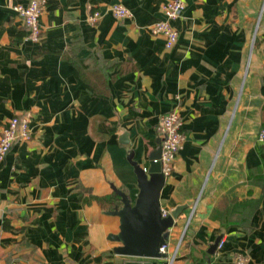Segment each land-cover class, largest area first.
I'll list each match as a JSON object with an SVG mask.
<instances>
[{
	"label": "crops",
	"instance_id": "0c3cea01",
	"mask_svg": "<svg viewBox=\"0 0 264 264\" xmlns=\"http://www.w3.org/2000/svg\"><path fill=\"white\" fill-rule=\"evenodd\" d=\"M165 1L44 0L32 41L13 10L29 0H0V134L30 118V138L0 160V264L145 261L114 253L119 219L106 211L118 201L98 199L119 188L134 200L128 155L148 165L172 109L183 140L161 210L189 202L170 230L172 264H264V0H185L171 48L150 30Z\"/></svg>",
	"mask_w": 264,
	"mask_h": 264
},
{
	"label": "water",
	"instance_id": "95a60500",
	"mask_svg": "<svg viewBox=\"0 0 264 264\" xmlns=\"http://www.w3.org/2000/svg\"><path fill=\"white\" fill-rule=\"evenodd\" d=\"M158 147L148 156V165L141 166L133 160V152L128 160L136 176L137 194L130 199L125 191L113 188L118 196V203L108 214L116 215L119 219L118 231L108 236L116 242L113 251L117 255L132 258H142L145 261L128 260L125 264H153L152 259L163 257L159 251L161 245L169 239L170 230L176 219L188 203L177 205L164 214L160 205V191L165 183L159 161L161 155L160 138ZM146 168V170L144 169Z\"/></svg>",
	"mask_w": 264,
	"mask_h": 264
},
{
	"label": "built area",
	"instance_id": "2783aa9c",
	"mask_svg": "<svg viewBox=\"0 0 264 264\" xmlns=\"http://www.w3.org/2000/svg\"><path fill=\"white\" fill-rule=\"evenodd\" d=\"M185 0H166L162 6V17L150 26L153 34H158L163 38L164 47L171 48L177 41L178 31L173 26L172 21L182 15ZM44 8V0H29L27 4H16L13 10L22 19L23 25L27 30V38L32 41H38L42 28L40 17ZM112 14L118 18L127 17L129 10L118 3L110 6ZM100 11L95 10L90 14L89 19L92 22L97 21L100 17ZM29 115H16L9 118L8 122L3 126L0 134V160L3 159L5 153L11 145L18 140H28L30 138ZM156 133L160 138L161 155L159 158L161 171L164 176H169L174 170V163L178 150L183 140L182 120L177 109L169 110L160 115L156 124ZM259 141L264 142V129L258 134ZM146 170V168H144ZM194 206V205H193ZM224 239L221 238L217 243L218 253L223 247ZM159 251L165 256L158 264H172L174 253L168 255V240L160 246ZM239 264L244 261L239 259Z\"/></svg>",
	"mask_w": 264,
	"mask_h": 264
},
{
	"label": "trees",
	"instance_id": "16d2710c",
	"mask_svg": "<svg viewBox=\"0 0 264 264\" xmlns=\"http://www.w3.org/2000/svg\"><path fill=\"white\" fill-rule=\"evenodd\" d=\"M74 64H75V66L77 67L79 73L82 74V72H80V62H78V61L76 60V61H74ZM117 65H119V64H117ZM90 82H91V81H90ZM91 83L93 84V86H94V88H95L96 90H101V89H103V87H104V85H103V81H101V80H100V84H98V85H97V84H94L93 82H91ZM260 153H261V157H262V159H263V163H264V144H261V145H260ZM254 181L257 182V183H260V182H261V184L263 185V184H264V177L261 176V175L259 174V176H258L257 178H255ZM114 199H115V201H116V200L118 201V196H115V198L112 197L111 199H110V197H102V198H99L98 200H99L100 203L103 204V201H112V202H114ZM107 203H108V202H107ZM114 205H115V204H113V207H114ZM113 207H111V208H113Z\"/></svg>",
	"mask_w": 264,
	"mask_h": 264
}]
</instances>
